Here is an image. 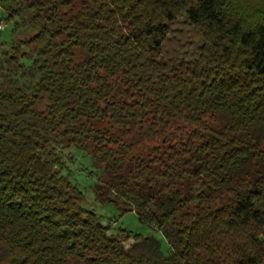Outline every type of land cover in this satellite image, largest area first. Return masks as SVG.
Here are the masks:
<instances>
[{
    "label": "trees",
    "instance_id": "trees-1",
    "mask_svg": "<svg viewBox=\"0 0 264 264\" xmlns=\"http://www.w3.org/2000/svg\"><path fill=\"white\" fill-rule=\"evenodd\" d=\"M0 9L34 31L0 58V264H264V0ZM183 15L199 53L166 59ZM54 143L89 155L99 202L153 233H110Z\"/></svg>",
    "mask_w": 264,
    "mask_h": 264
},
{
    "label": "rangeland",
    "instance_id": "rangeland-1",
    "mask_svg": "<svg viewBox=\"0 0 264 264\" xmlns=\"http://www.w3.org/2000/svg\"><path fill=\"white\" fill-rule=\"evenodd\" d=\"M19 18L13 20L7 19L5 12L0 9V58L3 59L2 52L10 51L13 45L20 39H29L33 34V29L27 21H19ZM202 40L197 29L189 23L183 15L169 24L168 35L162 44V56L166 59H181L191 61L199 53ZM27 46L23 44L22 48L31 56L29 60L21 59L26 65H31V59L34 53L30 52ZM2 61V60H1ZM0 61V64H1ZM1 66V65H0ZM18 78L20 77L17 73ZM24 83V87L32 88V82L28 74L19 78ZM38 107L43 110L44 102ZM54 151L60 156L61 165L59 172L65 176L72 185L77 187L83 194L81 205L94 212L100 221L108 226L110 233L141 234L148 236L153 232L147 227L138 223L133 213L120 214L113 206L107 203L99 202L93 192V186L96 182L100 169L94 165L93 159L84 152L78 151L73 147L65 148L58 143L53 144ZM161 245L162 251L166 253L167 244L160 232L155 233ZM134 240H123V245L128 247Z\"/></svg>",
    "mask_w": 264,
    "mask_h": 264
}]
</instances>
